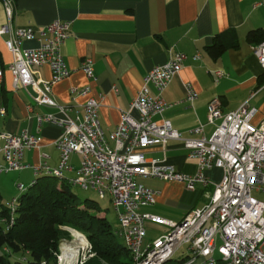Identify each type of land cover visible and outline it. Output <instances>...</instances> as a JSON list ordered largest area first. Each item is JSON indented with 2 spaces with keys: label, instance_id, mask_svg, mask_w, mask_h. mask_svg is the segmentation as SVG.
I'll return each instance as SVG.
<instances>
[{
  "label": "built area",
  "instance_id": "1",
  "mask_svg": "<svg viewBox=\"0 0 264 264\" xmlns=\"http://www.w3.org/2000/svg\"><path fill=\"white\" fill-rule=\"evenodd\" d=\"M2 2L7 21L0 26V34L7 35L5 46L12 54L8 69L13 88L35 85L40 92L37 104L56 108L62 114L35 115L38 126L52 123L62 128L54 141L59 164L54 168L44 164L42 168L45 173L65 178L84 190L93 189L100 197L109 196L120 225L115 233L129 250L131 264H165L181 246H185L183 264H264V201L252 195L253 190L261 191L264 184V117L253 123L257 109L244 103L223 113L217 101H210L206 123L220 119L211 135L204 134V123H198L188 129L189 135H183L163 117L167 104L162 92L179 73L185 59L183 53L170 50L168 60L152 67L143 77L136 96L121 111L119 123L106 135L99 122L100 104L96 99L88 98L70 116L69 107L59 105L51 96V83L69 74L61 45L70 23L56 19L40 29L15 27L11 22L14 0ZM256 5L264 8V0H258ZM33 39L38 41L37 47L22 46L24 40ZM253 54L264 70V40L253 47ZM42 65L50 68L49 82H38L35 78L34 68ZM81 70L94 79L91 59L82 61ZM185 89V101L192 103L198 93L188 83ZM88 91V86L70 89L71 93L80 95ZM4 114L5 108L0 106V115ZM157 116L160 120H155ZM169 140L180 141L187 157L195 161L194 174L146 157L145 149L149 146L163 147ZM0 141V157L4 162L0 161V173H3L24 168L23 152L36 147L39 138L23 130L18 135L0 132ZM72 153L78 154L80 161L74 175L66 178L65 172L73 170L69 163ZM212 168L222 169L221 180L206 193V201L189 210L181 220L141 211L155 202L154 191L141 183V178L173 180L193 190L198 182L204 186L210 184L206 171ZM34 174L37 177L39 167ZM17 188L21 192L26 189L22 183ZM16 203L17 197L7 203L11 213ZM146 222L160 224L166 231L144 242ZM57 260L60 264V254Z\"/></svg>",
  "mask_w": 264,
  "mask_h": 264
},
{
  "label": "crops",
  "instance_id": "2",
  "mask_svg": "<svg viewBox=\"0 0 264 264\" xmlns=\"http://www.w3.org/2000/svg\"><path fill=\"white\" fill-rule=\"evenodd\" d=\"M257 1L14 0L11 22L15 27L34 29L46 27L56 19L70 23L61 45L69 74L51 83V96L59 105L69 107L67 113L70 116H74V110L80 109L88 98L96 99L100 104L99 122L106 135L119 123L121 111L128 108L147 72L164 64L170 50L183 53L185 59L181 70L162 92L167 104L163 117L185 136L189 135L188 129L204 123V134L210 136L220 122L217 119L213 124L206 123L210 101H217L223 113L244 103L255 107L257 112L252 120L255 124L264 117V70L253 54V47L264 40V8L256 5ZM6 21V10L0 0V26ZM250 30L258 31L252 40L247 39ZM218 35L226 48L213 57L208 46ZM6 38V34H0V106L5 108V114L0 115V132L18 135L27 130L35 134L39 142L36 147L24 150V168L0 174H11L15 187L18 183L26 187L35 179L36 167L41 175L45 173L42 165L54 168L59 164V151L54 141L62 128L52 123L38 126L35 115L62 114L56 108L37 104L40 92L35 85L13 88L8 69L12 54L5 46ZM38 45L35 39L22 42L25 48ZM87 58L93 62L94 79H89L81 70V63ZM33 71L38 82L51 80L48 65ZM186 83L198 93L192 103L185 101ZM86 86L89 91L85 95L70 92L72 87ZM151 93L155 94L153 88ZM160 118L157 116L155 120ZM145 155L163 160L184 173L196 171L195 161L187 157L180 141L169 140L163 147L149 146ZM0 161L4 163L1 157ZM79 161L78 154L70 155L73 170L65 172L66 178L74 175ZM222 175L220 168L206 171L210 184L204 186L198 182L193 190L173 180L141 178L140 182L154 191L155 199L154 204L142 207L141 211L179 221L189 210L206 201V193ZM2 195L7 197L2 190L0 200ZM145 228L144 242L166 231V227L152 222H146ZM184 257L185 252L178 260Z\"/></svg>",
  "mask_w": 264,
  "mask_h": 264
},
{
  "label": "trees",
  "instance_id": "3",
  "mask_svg": "<svg viewBox=\"0 0 264 264\" xmlns=\"http://www.w3.org/2000/svg\"><path fill=\"white\" fill-rule=\"evenodd\" d=\"M257 32L250 30L247 39L252 40ZM225 48L218 35L208 51L216 57ZM72 186L65 178L38 174L17 196L12 213L8 204H0L4 222L0 226V264H58L60 243L69 236L65 227L82 232L90 243L91 255L78 264H131L129 250L100 215L97 202L80 199ZM184 262L177 260V264Z\"/></svg>",
  "mask_w": 264,
  "mask_h": 264
},
{
  "label": "rangeland",
  "instance_id": "4",
  "mask_svg": "<svg viewBox=\"0 0 264 264\" xmlns=\"http://www.w3.org/2000/svg\"><path fill=\"white\" fill-rule=\"evenodd\" d=\"M9 175H5V174H0V192L2 194V190L3 193L5 195H7V197H5L4 195H2V199L0 200V204H4L6 205L10 200H12V197H17L18 195H20L22 192L14 186V181L13 179H11L12 177ZM26 187H28L26 185ZM73 191L79 196L80 199H84V198H89V199H93L97 202V206L99 208V213L100 215H103L107 218V220L109 221V223L111 224V227L115 230L120 229V225H119V221H118V217H117V212L115 211L114 207L111 204V201L108 198V195H106L105 197H100L93 189H82L79 186H72ZM252 195L258 199H261L264 201V184L262 186L261 191H252ZM4 222L0 219V226H3ZM73 229V228H72ZM76 230V229H74ZM72 233H74L75 235L78 236L79 240L84 244V248L81 250V254L79 255V260L78 262L81 263L83 260H85L88 256H90L91 254H89V249H90V243L87 240L86 236L82 233V232H69V236L67 238H63L61 243H60V247L63 243H69L70 241H72L73 236ZM84 238V240L80 237V235ZM84 235V236H83ZM120 238V237H119ZM120 240L122 241V239L120 238ZM147 242V241H146ZM182 252V253H181ZM185 252V246L181 247L180 250L176 253L173 254L172 259L168 262H166L165 264H177L176 260H178L179 258H181V256L183 255V253ZM61 254V253H59ZM181 254V255H180Z\"/></svg>",
  "mask_w": 264,
  "mask_h": 264
},
{
  "label": "bare ground",
  "instance_id": "5",
  "mask_svg": "<svg viewBox=\"0 0 264 264\" xmlns=\"http://www.w3.org/2000/svg\"><path fill=\"white\" fill-rule=\"evenodd\" d=\"M72 236V241L61 245L60 264H76L79 260L84 244L77 235L73 234Z\"/></svg>",
  "mask_w": 264,
  "mask_h": 264
},
{
  "label": "water",
  "instance_id": "6",
  "mask_svg": "<svg viewBox=\"0 0 264 264\" xmlns=\"http://www.w3.org/2000/svg\"><path fill=\"white\" fill-rule=\"evenodd\" d=\"M69 232H72V231H74V232H76V230H74V229H72V228H70V227H65ZM78 232V231H77ZM84 236V235H83ZM79 262H77L76 264H78Z\"/></svg>",
  "mask_w": 264,
  "mask_h": 264
}]
</instances>
